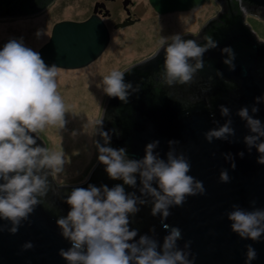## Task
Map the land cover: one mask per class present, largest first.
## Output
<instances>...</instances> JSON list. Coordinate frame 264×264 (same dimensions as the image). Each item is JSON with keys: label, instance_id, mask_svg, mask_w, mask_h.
I'll list each match as a JSON object with an SVG mask.
<instances>
[{"label": "water", "instance_id": "obj_1", "mask_svg": "<svg viewBox=\"0 0 264 264\" xmlns=\"http://www.w3.org/2000/svg\"><path fill=\"white\" fill-rule=\"evenodd\" d=\"M53 1L0 0V18L31 16L43 11ZM148 1L157 13L167 14L195 9L205 0ZM214 1L220 9L200 30L195 34H182L185 39H196L202 43L207 36L219 42L218 48L205 54V68L196 76L197 81L181 85L179 91L173 93L159 75L164 52L158 46L150 56L123 71L126 82L140 85V91L130 96L127 104L105 95L97 119L103 118L104 130L112 132L110 146L126 147L129 157L133 159L143 158L145 146L155 140L160 142L156 151L166 159L168 141L179 142L177 152H183L190 159V175L204 183L206 193L190 196L182 207L172 208V215L165 223L182 230L181 247L191 241L195 264H245L248 244H252L258 252V259L253 264H264V242L240 239L231 231L226 216L234 204L252 210L251 202L255 201V207L264 208V165L257 163L259 154L256 150L249 152L243 143L249 131L245 122L236 115L241 107L251 108L255 98L264 95V42L259 41L245 22L246 16L258 17L264 22V17L256 14V10L264 11V0H244L246 10L237 0ZM128 3L126 0L123 4ZM98 9L108 14L104 3H96L93 14L87 20L61 21L52 27L49 40L38 50L47 64H55L57 69H79L88 66L104 52L110 36L106 25L97 15ZM126 25L122 23L115 28ZM226 46L235 50V71H229L223 63L225 57L221 49ZM217 71L222 72L223 76H217ZM203 91H207L211 97L203 98ZM189 97L198 99L191 101ZM221 105L230 108L236 135L229 138L231 143L215 140L210 144L205 140L204 133L217 127L214 120L222 125L227 119L220 114ZM259 107L256 118L264 121V104ZM38 143L44 146L39 139ZM240 152H244L243 158L238 155ZM228 153L234 157V170L230 162L224 159V154ZM222 169L228 170L230 183L219 181ZM49 181L47 197L42 199L19 232L15 235L0 232V264H67L59 251L71 245L60 235L56 224L57 219L64 216V206H68L64 202L66 196L76 187L106 184L111 188L122 183L110 180L98 160L87 180L80 185L55 187L50 177ZM125 188L127 192L135 191L140 195L139 183L136 189ZM66 209L65 212L70 210ZM138 218L140 220L135 225ZM131 221V227L138 230L140 235H155L161 243L168 234L159 217L151 215L150 204L141 206L140 212ZM3 223L0 221V224ZM151 229H155V232ZM29 241L34 248L22 250V245Z\"/></svg>", "mask_w": 264, "mask_h": 264}, {"label": "clouds", "instance_id": "obj_2", "mask_svg": "<svg viewBox=\"0 0 264 264\" xmlns=\"http://www.w3.org/2000/svg\"><path fill=\"white\" fill-rule=\"evenodd\" d=\"M244 9V0H237ZM43 36V31L36 33ZM219 47L212 36L204 42L185 39L181 33L170 37L162 36L159 48L164 52L162 82L168 87L188 85L205 68V54ZM223 63L229 71H235V50L226 46L221 49ZM57 65L47 64L39 51L28 47L23 38H13L0 47V232L15 235L35 212L42 199L50 191L49 177L65 173V153L49 151L38 143V132L48 126L61 130L66 128L67 109L58 94ZM217 76H223L217 71ZM93 79L89 80V88ZM96 87L110 98L127 104L130 96L140 91V85L126 82L125 72L113 70ZM264 104V95L255 98L249 108L241 107L236 115L245 122L249 134L243 143L248 151L259 154L257 163L264 165V121L256 118L259 105ZM220 114L227 118L220 125L204 133L208 143L215 140L232 142L236 135L229 107L221 105ZM89 135L94 138L97 160L104 166L107 177L122 181L113 187L89 184L87 188L76 187L64 202L70 210L57 219L60 235L70 243L68 249L59 251L67 264H195L191 241L180 246L182 230L165 221L172 215L171 209L182 207L190 196L205 195L204 183L190 175V159L177 152L178 141H168L166 159L156 149L159 141L148 143L141 159L128 155L126 147H111L112 132L104 130V120L96 119L87 125ZM35 134V135H32ZM78 132L73 131L76 137ZM99 137V139H97ZM63 137H61V140ZM215 155V154H213ZM241 158L244 152L238 154ZM224 159L236 167L231 153ZM221 183H230L227 169L219 174ZM140 195L127 192L125 186L136 189ZM150 204L151 215L159 217L167 235L161 243L155 235H140L131 227V218L140 212L141 206ZM252 210L238 204L226 213L230 229L242 240L264 242V208ZM153 233L155 229H151ZM139 236V239H136ZM34 248L25 242L22 250ZM258 252L252 244L246 245L245 264H253Z\"/></svg>", "mask_w": 264, "mask_h": 264}, {"label": "rangeland", "instance_id": "obj_3", "mask_svg": "<svg viewBox=\"0 0 264 264\" xmlns=\"http://www.w3.org/2000/svg\"><path fill=\"white\" fill-rule=\"evenodd\" d=\"M94 1L54 0L43 11L34 15L0 18V47L10 39L22 37L28 47L38 51L49 40L52 27L56 23L84 19L90 14ZM130 1L133 3L131 9L141 18L140 23L113 32L107 48L88 66L74 70L57 69L58 94L65 103L68 123L63 130L48 126L36 134L49 151L65 153V173L59 177H50L55 187H72L84 183L96 163L97 152L93 137L88 134L87 128L89 122L98 118L105 97L103 91L96 87V83L111 71L123 72L129 66L150 56L159 46L162 36L197 33L220 9L214 0H205L195 9L148 18V0ZM123 17L124 14H121V18ZM245 22L259 41L264 42L263 20L246 16ZM38 31H43L42 37H37ZM90 78L96 83L89 88ZM73 131L79 135L73 137Z\"/></svg>", "mask_w": 264, "mask_h": 264}, {"label": "flooded vegetation", "instance_id": "obj_4", "mask_svg": "<svg viewBox=\"0 0 264 264\" xmlns=\"http://www.w3.org/2000/svg\"><path fill=\"white\" fill-rule=\"evenodd\" d=\"M124 1L126 0H95L93 3V7L91 9V12L88 16H86L84 19L81 20H77V21H73V22H83L85 20H87L92 14H93V9H94V5L96 3H104L105 4V8L106 10H108V14L105 15V10H102L100 12V10L98 9L97 11V15L101 18V20L104 22V24L106 25L108 31H109V43L112 40V36H113V32H117L119 30L125 29V28H130L133 27L134 25H137L138 23L141 22V18H139L140 16L137 15V13H134L133 10L131 9L132 6V1L128 0L129 3L127 5H124ZM115 3V4H113ZM117 3H119L120 5H118ZM254 10V9H252ZM146 11L149 13L148 18H152V17H159V16H166V14H159L157 13L150 4H148V8L146 9ZM121 14H124V17L121 18ZM169 14V13H167ZM256 14L260 15V17H264V11L263 10H256ZM122 23H126V27L123 28H115L116 25L122 24ZM142 25V24H141ZM51 34V33H50ZM185 35H189V34H184ZM198 36V35H197ZM64 70V69H61ZM195 81H197V78L195 77V79L193 80V82L191 84H193ZM181 87V85H176L175 87H171L172 88V92L174 93L175 91H179V88ZM184 89H182L183 91ZM186 90H184L185 92ZM171 93V92H170ZM201 94H204L203 98L205 99H209L211 97V95L207 92V91H203ZM189 99L191 101H196L198 98L197 97H189ZM65 208H63L64 212L62 213V215L66 216L67 212H65V210H68L66 208H69L68 206H64Z\"/></svg>", "mask_w": 264, "mask_h": 264}, {"label": "trees", "instance_id": "obj_5", "mask_svg": "<svg viewBox=\"0 0 264 264\" xmlns=\"http://www.w3.org/2000/svg\"><path fill=\"white\" fill-rule=\"evenodd\" d=\"M139 220H140V218L136 219V221L134 222V223H135V225H137V224H136V222H138ZM131 226H132V225H131Z\"/></svg>", "mask_w": 264, "mask_h": 264}]
</instances>
